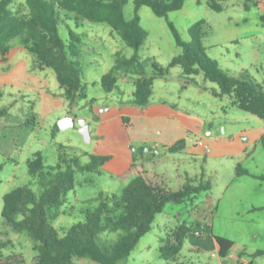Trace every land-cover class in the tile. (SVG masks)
Wrapping results in <instances>:
<instances>
[{
  "label": "rangeland",
  "instance_id": "1",
  "mask_svg": "<svg viewBox=\"0 0 264 264\" xmlns=\"http://www.w3.org/2000/svg\"><path fill=\"white\" fill-rule=\"evenodd\" d=\"M209 2L210 0H201L200 3L190 0L181 11L169 14L168 18L156 16L148 7L141 8V25L148 33V38L138 55L147 69L148 76L154 71L153 63L169 67L173 59L183 53L170 24L175 27L183 41L190 43L193 41L192 28L204 21L205 25L198 38L207 55L228 75L249 76L264 87V2L257 1L251 5V10L247 11L245 0H230L222 3L224 11L221 13L212 10ZM25 3L26 0H15L11 8L17 11ZM59 12L60 35L65 45L70 41V29L82 39L78 61L82 68L88 99L80 101L74 109L63 105L53 107L50 115L44 116L43 111L47 103L42 101L43 95L38 91V88L42 87V77L46 79L43 86L54 92L55 97L60 98L62 102L65 101L61 96L64 90H61L53 70L45 69L42 72L34 69L36 59L31 54L28 55L29 59L35 63L28 67V71L23 72L21 78L15 75H8L7 78L0 75V113L6 111L10 118L5 122L15 125L13 129L5 130L4 137L0 138V232H7V237L2 240H10L13 247L12 251H6L5 254H15L26 264L34 263L37 255L34 251L35 243L28 233L17 234L7 227L2 211L4 196L17 188L28 187L38 197L42 194L43 189L38 179L30 176L28 167L29 160L37 153L42 154L47 168L59 164L60 146L67 148L69 158H80L82 165L89 163V155L108 158L100 173L76 174L75 190L68 194L67 203L61 210L62 214L54 222L55 228L62 236L71 227L86 221L87 215L99 206L96 199L101 193L120 196L128 185L115 180V177L119 176L115 173L118 170L117 152L114 151V144L109 142L104 134H97L91 102L95 101L94 109L99 110V114L107 110H111L109 114L112 111L117 113L123 107L136 108L132 105L135 92L134 77L129 76L125 81L126 76H120L118 88L113 92H106L102 87V78L116 65L117 54L130 59L136 55V51L129 48L107 24L77 20L74 14ZM134 13L135 0H130L125 8L126 18L132 20ZM17 63L18 61L14 60L11 64L15 66ZM193 79L199 83L198 87L194 86L192 78L183 75L181 67L171 69L166 78L155 81L151 102L161 104L162 101H167L177 105L179 110L172 109L196 118L199 123L196 127L206 139L209 138L208 134L213 132L212 137H227L232 141L238 132L256 131L263 125L264 121L235 107L231 97L215 98L212 90L218 89V86L207 82L203 75ZM7 82H15V86L20 89L11 88L12 84L6 85ZM67 116L76 119V126L59 130L54 137L55 126ZM81 120H86L92 125L91 143H87L80 133ZM127 133L130 134L127 136L131 143V152H134V157L139 162L143 161L142 158H163L167 163L149 164L148 168H156L159 174L165 173L172 180L179 175L183 177L181 180H175L173 187L187 184L185 179L188 176L195 182L194 185L198 186L203 181L210 184L212 190L201 194L195 201L190 200L182 205L168 204L165 211L156 217L151 232L142 238L128 259L118 264H175L162 259V240L171 238L179 227L186 224L193 226L196 231V206H200L208 195H212L215 207L211 212V227L207 229L209 241H212L214 236L234 241L237 244L235 251L238 253L264 251V212L253 215L247 213L252 205H264V141L248 144L240 137L235 145L217 144L218 151L213 152H210L211 149L205 142L200 143L198 149L191 152L171 155L163 150L162 135H147L146 132L139 131L137 126ZM145 137L151 138L152 143L143 142ZM137 139L140 141H135ZM239 144H248L246 153L238 157L233 155L228 159L218 158L224 154L223 149L236 151ZM157 145H160V148L156 150ZM194 145L196 142H189L190 148ZM238 164H242L253 176L237 179ZM205 211L206 208L202 212ZM120 235L121 233H102L98 243L103 249L109 248L119 242ZM207 240H195L192 237L186 241L180 260L194 264H217L216 256L211 252L200 255L190 252L193 242L205 245ZM235 251L232 254H235ZM247 257L256 264H264V257ZM75 264L97 263L89 259H77Z\"/></svg>",
  "mask_w": 264,
  "mask_h": 264
},
{
  "label": "trees",
  "instance_id": "2",
  "mask_svg": "<svg viewBox=\"0 0 264 264\" xmlns=\"http://www.w3.org/2000/svg\"><path fill=\"white\" fill-rule=\"evenodd\" d=\"M15 0L0 2V58L3 63L9 59L12 43L18 40L36 59L35 69H51L55 72L58 84L64 90V98L70 109L77 107L80 101L88 99L83 84L82 68L78 61L81 56V37L69 30L70 41L65 45L60 35V12L74 14L77 20L97 24H107L136 55L130 59L117 54L114 68L102 78V87L106 92L118 88L120 76L135 78V92L132 105L145 109L150 106L154 95L155 81L166 78L171 69L181 67L185 77L203 75L207 82L214 83L218 89L212 90L218 99L231 97L239 110L264 121V87L249 76H230L213 61L201 46L199 33L205 22H199L192 30L193 41H183L170 24L178 46L183 53L173 59L169 67L153 63V73L148 76L147 69L139 59L138 52L148 38V33L141 25L140 10L150 8L160 18L181 11L190 0H135V13L132 20L125 15V8L130 0H26L20 9L14 11L11 6ZM198 3L201 0H196ZM230 0H210L209 7L221 13L223 2ZM245 8L258 0H245ZM192 83L198 85L192 78ZM93 100L91 111L94 110ZM6 111L0 113V138L5 130L15 125L9 120ZM98 120V119H97ZM129 123V119H124ZM23 125V124H22ZM60 129L55 126L53 136ZM186 141L182 140L170 148L172 154L183 152ZM143 159V158H142ZM89 163L82 165L80 158H69L67 148L59 147V164L47 168L41 153L29 160V174L38 179L42 194L38 197L30 188H17L4 196L2 217L7 227L15 233H28L34 241L36 256L33 264H75L77 259H89L97 264H118L128 259L144 236L152 230L156 217L162 214L168 204L182 205L194 200L203 193L212 190L210 184L203 181L196 186L189 180L187 184L173 187L177 179L166 174L149 173L144 161L136 158L130 169L115 177L121 183H128L122 195L101 193L96 199L99 206L87 215L84 223L71 227L64 236L55 228L56 222L67 203L68 194L75 190L76 174L100 173L108 158L89 155ZM238 176H253L241 165L237 168ZM204 176V175H203ZM208 204L212 205V195H208ZM203 211V210H202ZM105 232L121 233L115 245L103 249L98 243L100 234ZM193 233V226L183 225L174 235L162 240L161 257L167 262L177 263L188 237ZM7 232H0V264H26L12 251L10 240L4 242ZM220 248V257L226 259L234 248L235 242L223 237H215ZM264 257L259 250L252 258Z\"/></svg>",
  "mask_w": 264,
  "mask_h": 264
},
{
  "label": "crops",
  "instance_id": "3",
  "mask_svg": "<svg viewBox=\"0 0 264 264\" xmlns=\"http://www.w3.org/2000/svg\"><path fill=\"white\" fill-rule=\"evenodd\" d=\"M258 1L264 2V0H258ZM29 54L30 53L25 48H23L19 42L14 41L12 43V49H11V53H10L8 61L6 63H3L0 58V75L6 76V78L8 75H13V76L15 75L16 77L21 78L23 75V72L28 71V67H30L32 64L35 63L34 60L31 62V59H29V56H28ZM14 60H17L18 63L15 66H12L11 63ZM5 69H7L6 71L8 72L4 71ZM46 77H49V75H46ZM127 78L128 77H124V80L127 81ZM41 81H42V87H39V88L37 86H34V87L38 88V91H40V93L43 95L42 101L47 103V107H45V111H43L44 116L50 115L51 110H52L51 108L53 107H59L63 105L64 107L69 108L66 100L62 102L60 98L55 97L56 94L54 92H52L51 90L43 86L44 82H46L45 78L42 77ZM9 84H12L11 88L13 89L15 88L20 89L19 87L15 86L17 85L15 84V82H11V83L7 82L6 85H9ZM194 86L198 87L199 83L198 85H194ZM133 95H134V92H133ZM61 96L64 97V94L61 93ZM172 108H177L178 110L180 109L178 108L177 105L171 104L167 101H162L161 104H157L152 101L150 103V106L145 109H142L139 107H136V108L123 107L120 110V112L113 113L114 111H112L111 114H109L111 110H107L106 112H102L101 114H99V110L98 111L97 109L93 110V115L95 116V125L97 126V134L98 135L104 134L105 137L109 140V142L114 144V147H113L115 149L114 151L117 152L116 168L118 170L117 171L113 170L115 171V173H117V175L120 176V175L125 174L130 169V167L133 165L135 161L134 152L133 153L131 152V149H130L131 143L127 136L128 134L127 132L132 130V128H135V126H137V128L139 127V131L146 132L147 135H150L151 133L152 135L153 134L162 135L164 137V141L161 144L163 147V150L165 152L170 153L171 155H178L180 153L182 154V153L191 152L193 150L198 149V147L200 146V143H205V142L208 143L211 149L210 152H213L215 150L218 151V148H216L217 144L220 146L226 145L227 143L235 145L238 142V138L240 137H243V140L247 142L248 144L258 143V141H264V123L259 128V130L238 132L237 134H235V138L231 139L232 141H229L227 137H220V136L212 137L213 132H210L208 134L209 138L206 139L204 136H202L200 130H198L196 127V125L198 126L199 124L196 118L190 117L189 115H183L179 113L177 110H174ZM37 116L39 117V114H37ZM7 118L8 119L10 118L9 115ZM124 119H129V123L128 124L125 123ZM89 125H90V130H91L92 125L91 124ZM114 126H116L117 128H115ZM182 140L186 141V149L183 152L172 154L170 152V148ZM135 141H140V140L137 139ZM142 141L145 143H152L150 142L152 141V139L151 138L148 139L147 137H145L144 140ZM190 141L196 142V145L190 148L189 147ZM248 144L237 145L238 149H236V151L231 150V149L229 150L223 149L222 151H224L223 152L224 154L218 156V158L228 159L230 156H233V155L235 157H238L241 154L246 153ZM155 148L157 150L158 148H160V145H157ZM149 151L150 150H148V152ZM151 154L153 155V152H151ZM144 159L145 158H143V161L146 164V170L149 173H152V172L158 173V170H156V168L153 170H150L148 168L149 164L162 165V163L163 164L167 163L165 160H162L163 158L160 160L159 158H156V157L152 159H146V160ZM239 165L243 167L242 164H238V166ZM161 174H165V173H161ZM179 177L181 179L183 178L180 175L178 176V178ZM242 177L244 176H238L237 171H236V178L238 179ZM187 180H189L193 184L195 183L188 176L186 177L185 181ZM196 199H198V197ZM196 199H194V201ZM207 205H208V197L206 198L205 201H203V203L200 206L199 205L196 206L197 212L196 214H194V216H196L194 219L196 223L195 226H197L198 228L196 231L193 230V233L188 237L186 241L191 240L192 237L195 238V240H202V239L207 240L208 239L207 229L211 227L210 226L212 224L211 212L215 210V207L213 203L212 205H209V207ZM205 208H206V211L202 212V210H204ZM258 212H264V205H252L247 211V213L251 215L256 214ZM212 214H214V212ZM207 242L208 243H206L205 245L197 244L196 242H193L191 244L190 252L199 254V255L201 253L211 252L212 254L216 256L215 260H217V264H242L244 261H249L251 264H256L254 261H251L247 257V255H249L252 258V255H254L256 252H252L250 254H248V251L238 253L237 251H235L236 250L235 248L237 247L236 243H235L234 248L229 252L227 258L222 259L219 254L220 248L215 240V236L213 237L212 241L211 240L209 241L208 239ZM233 251H235V254H232ZM175 264H194V263L182 262L179 257L178 262Z\"/></svg>",
  "mask_w": 264,
  "mask_h": 264
},
{
  "label": "water",
  "instance_id": "4",
  "mask_svg": "<svg viewBox=\"0 0 264 264\" xmlns=\"http://www.w3.org/2000/svg\"><path fill=\"white\" fill-rule=\"evenodd\" d=\"M80 125V133L85 137L87 143L92 142V135L90 130V125L86 120H81L79 122ZM76 126V119L72 116H67L63 120L58 123V127L60 130H67L69 128H74Z\"/></svg>",
  "mask_w": 264,
  "mask_h": 264
},
{
  "label": "built area",
  "instance_id": "5",
  "mask_svg": "<svg viewBox=\"0 0 264 264\" xmlns=\"http://www.w3.org/2000/svg\"><path fill=\"white\" fill-rule=\"evenodd\" d=\"M242 264H251L249 261H244Z\"/></svg>",
  "mask_w": 264,
  "mask_h": 264
}]
</instances>
